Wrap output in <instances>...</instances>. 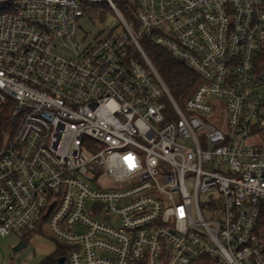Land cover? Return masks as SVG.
Here are the masks:
<instances>
[{
	"label": "built area",
	"instance_id": "1",
	"mask_svg": "<svg viewBox=\"0 0 264 264\" xmlns=\"http://www.w3.org/2000/svg\"><path fill=\"white\" fill-rule=\"evenodd\" d=\"M93 11L120 24L83 48ZM142 40L199 76L182 107ZM263 51L264 0H0V237L42 227L66 264H264Z\"/></svg>",
	"mask_w": 264,
	"mask_h": 264
},
{
	"label": "trees",
	"instance_id": "2",
	"mask_svg": "<svg viewBox=\"0 0 264 264\" xmlns=\"http://www.w3.org/2000/svg\"><path fill=\"white\" fill-rule=\"evenodd\" d=\"M140 44L168 89L171 97L176 104L182 107L185 100H187L199 86L201 82L199 76L184 63L175 61L168 52L157 47L151 41L142 40ZM261 62L262 64L264 62V51L261 54ZM11 127L12 124L8 112L5 111L0 121V128L5 130ZM259 228L264 234V205L261 210ZM36 232L43 233L42 227L28 234L23 242L27 244ZM52 240L55 241L54 239ZM55 242L58 244V247L45 264H59L61 258H65L64 264H66L70 249L57 241Z\"/></svg>",
	"mask_w": 264,
	"mask_h": 264
},
{
	"label": "rangeland",
	"instance_id": "3",
	"mask_svg": "<svg viewBox=\"0 0 264 264\" xmlns=\"http://www.w3.org/2000/svg\"><path fill=\"white\" fill-rule=\"evenodd\" d=\"M122 3V1H117ZM106 17L103 19L100 14L93 11L89 16L79 20L80 30L77 41L83 47L93 44L97 37L100 36V26L108 28L112 25L119 26V21L115 15L106 11ZM105 15V14H103ZM92 18L95 22H92ZM67 57V56H65ZM43 233H35L22 250L14 252V249L20 243V240L11 235L0 237V264H45L49 257L56 251L58 244L53 241L44 229Z\"/></svg>",
	"mask_w": 264,
	"mask_h": 264
},
{
	"label": "water",
	"instance_id": "4",
	"mask_svg": "<svg viewBox=\"0 0 264 264\" xmlns=\"http://www.w3.org/2000/svg\"><path fill=\"white\" fill-rule=\"evenodd\" d=\"M26 247V244L23 242V241H21L18 245H17V247L14 249V252H17V251H19V250H22L23 248H25ZM65 263V258H61L60 260H59V264H64Z\"/></svg>",
	"mask_w": 264,
	"mask_h": 264
},
{
	"label": "crops",
	"instance_id": "5",
	"mask_svg": "<svg viewBox=\"0 0 264 264\" xmlns=\"http://www.w3.org/2000/svg\"><path fill=\"white\" fill-rule=\"evenodd\" d=\"M46 232V231H45Z\"/></svg>",
	"mask_w": 264,
	"mask_h": 264
}]
</instances>
